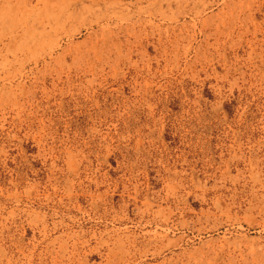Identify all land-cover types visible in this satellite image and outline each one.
<instances>
[{
    "label": "rangeland",
    "instance_id": "374dc122",
    "mask_svg": "<svg viewBox=\"0 0 264 264\" xmlns=\"http://www.w3.org/2000/svg\"><path fill=\"white\" fill-rule=\"evenodd\" d=\"M0 264H264V0H0Z\"/></svg>",
    "mask_w": 264,
    "mask_h": 264
},
{
    "label": "bare ground",
    "instance_id": "6f19581e",
    "mask_svg": "<svg viewBox=\"0 0 264 264\" xmlns=\"http://www.w3.org/2000/svg\"><path fill=\"white\" fill-rule=\"evenodd\" d=\"M160 226L163 231L154 235L160 245L155 253L158 256L170 252L182 254L189 259H199L228 256L247 250L254 253L257 246L248 239H239L237 229L223 223L206 225L203 222L185 221L179 225H170V218L166 217Z\"/></svg>",
    "mask_w": 264,
    "mask_h": 264
}]
</instances>
